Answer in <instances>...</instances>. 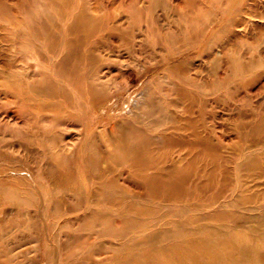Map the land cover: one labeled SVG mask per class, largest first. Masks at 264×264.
I'll list each match as a JSON object with an SVG mask.
<instances>
[{
    "label": "rangeland",
    "instance_id": "1",
    "mask_svg": "<svg viewBox=\"0 0 264 264\" xmlns=\"http://www.w3.org/2000/svg\"><path fill=\"white\" fill-rule=\"evenodd\" d=\"M118 1L0 0V264H210L227 247L236 260L214 264H264V132L246 135L245 123L264 103V64L252 65L264 54V0H244L254 15L214 50L201 34L229 22V0H196L197 11L183 0ZM227 50L235 65L216 75L213 57ZM180 89L219 161L189 132L177 149L166 135ZM149 137L162 174L179 154L201 159L188 188L168 186V174L152 183L135 162Z\"/></svg>",
    "mask_w": 264,
    "mask_h": 264
},
{
    "label": "bare ground",
    "instance_id": "2",
    "mask_svg": "<svg viewBox=\"0 0 264 264\" xmlns=\"http://www.w3.org/2000/svg\"><path fill=\"white\" fill-rule=\"evenodd\" d=\"M129 0H119L118 1V3L120 4L119 6H125L126 4H127V2H128ZM134 1V0H133ZM135 1H137V0H135ZM198 1H200V0H198ZM206 1L207 0H202V2L201 3H206ZM230 2H229V5H230V8L229 9H227V12H225V15L229 18V22H227V23H224V21L222 20V19H218V20H215V21H213L210 25H209V28H207L206 27V29L202 32V34H201V38H202V40L205 38V39H207V43L206 44H208L209 43V46H211L210 47V49L212 50L213 48V45H215L217 42H218V39H220L221 38V36L222 37H227L228 36V34L229 33H231V32H233L232 31V29L230 28V27H233V26H236V25H238V26H242V25H247V21H244V19H245V17H246V14H250V15H254L253 14V12H254V8L253 7H250V5L248 4L247 5V3L244 1V0H229ZM183 2H184V5H181L182 7H189V9L190 10H192V11H197L195 8H196V6L197 7H199V9H200V6H201V3L200 4H198V5H196L195 3H196V0H183ZM116 3V2H115ZM198 3V2H197ZM150 8L151 7H159V6H163V7H165L166 6V4H165V2H164V0H150ZM192 5H196L195 7H193ZM237 15H240V17L241 18H238L239 20H237L236 21V19L234 20V17H236ZM243 15H245L244 17H242ZM212 20V19H211ZM236 21V22H235ZM223 22V23H222ZM217 25H219V27H221V29H218V28H216V29H214L215 28V26H217ZM71 26H73V25H69L68 26V28H71L72 29V27ZM70 29V30H71ZM69 30V31H70ZM260 40H262V42H264V34L262 35V39H260ZM67 41V40H66ZM14 45V44H13ZM251 48H252V46H250V47H248V50H251ZM73 49L71 48L70 49V47H69V49H68V51H67V54H66V56H64V61L63 62H66V63H63V70L64 71H67V68L69 67V64H71L72 62H71V60L74 58V54L72 53L73 51H72ZM200 50L201 51H203V49H202V47L200 48ZM214 50V49H213ZM256 51H258V53H256V55H257V59L258 60H255L254 59V61H252V65L253 66H255V65H260V64H264V54H263V51L262 50H256ZM226 53H225V55H226V59L224 60V59H217L216 57H213L214 58V64H213V67H212V69H213V72L216 74V75H218L219 73V71L223 68V66H224V63H226L228 66H227V68H225V71H228L229 72V69L230 68H232L234 65H235V62H234V59H232L233 58V56H231L230 54H229V51L227 50V51H225ZM212 53V52H211ZM71 54V55H70ZM68 55H70V56H68ZM223 60H224V62H223ZM260 60V61H259ZM256 61H258V63H256ZM248 62V61H247ZM69 63V64H68ZM246 63V62H245ZM256 63V64H255ZM242 65H244V64H242ZM8 67V66H7ZM245 67V66H244ZM238 68H239V66H238ZM4 69H5V67H4ZM240 71V70H239ZM242 71V70H241ZM248 72H250V71H248ZM230 74V73H229ZM13 74L12 73H7V75H6V80H7V82L10 84V87L12 86V85H15V84H17L18 83V80H16V78H14L15 76H12ZM221 75V74H220ZM225 76L226 77H223V75H221V79H219L218 78V76L216 77L215 76V80H214V84L215 83H218V82H222V81H225V79H227L228 78V73L227 72H225ZM261 76L263 77L264 76V74L262 73L261 74ZM260 76V77H261ZM258 78H252L251 80H249L250 81V85H252V84H254V82L257 80ZM240 83V82H239ZM6 84V83H5ZM241 84V83H240ZM239 84V85H240ZM8 87V86H7ZM12 88V87H11ZM211 90H216V86L215 85H210V87H209ZM15 89H16V87H15ZM15 89L13 90V91H15ZM248 89V88H247ZM192 93H194L193 91H192ZM259 95H262L263 93H264V86L261 88V89H259L258 90V92H257ZM246 94H248V93H246ZM178 96H179V99H180V101L179 102H177V103H175L174 104V107H178V108H180V113H177V111H169L168 112V116H167V119H168V123L170 124V127H169V129L168 130H170V133H168V134H166V135H168V137H169V140L171 141V139H173V141L175 140V143H176V146H174V147H176V149L177 148H182V147H186V146H184V145H186V144H184L185 142H184V140H185V138L187 137V139H188V136L186 135V132H189L190 133V135H192L195 139H196V143L197 142H199V146H201V147H203V148H205V149H208V150H210L213 154H214V157L212 158L211 157V155H212V153H211V155L209 156L210 158H212V159H214V161H215V159H217V161H219V159H218V157L221 159V155H219L218 153L219 152H217L216 151V146H215V148H213L214 146H212L211 145V143H210V140H211V138H212V136H211V134L213 133V132H211L212 130L211 129H209V128H207L208 127V125H207V127H204V125L202 126V130L200 129L201 128V125H200V120L198 119V117L196 118L195 117V115H196V111H198V110H196L195 109V106H197L196 104V102H195V98H194V96L192 95H190V93L188 92V91H184V90H179V92H178ZM196 96H198V95H196ZM254 96H256V95H254ZM253 96V97H254ZM249 98H252V96L251 95H249L248 96ZM189 98V99H188ZM187 100H190V102L189 103H187ZM207 100H208V98H207ZM12 102V101H11ZM10 102V103H11ZM169 104V103H168ZM170 105V104H169ZM171 106V105H170ZM251 106V105H250ZM201 107V106H200ZM252 108V107H251ZM241 109V108H240ZM260 110H258V111H256L255 112V110L253 111V113L251 114V115H249V116H247L246 115V135H249V136H252V135H257V134H260V133H262V132H264V103L261 105V108H259ZM37 110V109H36ZM57 111V110H56ZM207 111V110H206ZM206 111H205V113H206ZM33 112V111H32ZM36 112V111H35ZM34 112V113H35ZM46 112V111H45ZM37 113V112H36ZM44 113V112H43ZM53 114V113H52ZM54 114H56L55 113V111H54ZM58 114V113H57ZM56 114V115H57ZM198 114H199V112H198ZM197 114V115H198ZM201 114V113H200ZM239 114V113H238ZM33 115H36V114H33ZM43 115V114H42ZM41 116V115H40ZM55 116V115H54ZM53 116V117H54ZM207 116V115H206ZM32 117H34V116H32ZM58 117V116H57ZM56 117V118H57ZM205 117V116H204ZM203 117V118H204ZM202 118V117H201ZM200 118V119H201ZM54 119V118H53ZM58 119V118H57ZM205 119V118H204ZM203 121V120H202ZM241 121V120H240ZM242 122V121H241ZM244 122V121H243ZM203 123H204V121H203ZM226 123V122H225ZM237 123V122H236ZM235 123V124H236ZM240 123V122H239ZM238 123V124H239ZM205 124V126H206V122L204 123ZM213 124V123H212ZM227 124V123H226ZM232 124V123H231ZM211 125V124H210ZM237 125V124H236ZM242 125V124H241ZM243 126V125H242ZM211 128V127H210ZM230 128V127H229ZM233 128H234V126H233ZM244 128V127H243ZM215 129V128H214ZM236 129V128H235ZM201 130V131H200ZM216 130V129H215ZM237 130V129H236ZM218 131V130H217ZM232 131H234V130H232V128H231V131L230 132H232ZM238 131V130H237ZM242 131H244V130H242V128H241V126L239 127V131L238 132H242ZM221 132V131H220ZM235 132V131H234ZM164 133V132H163ZM221 133H223V131L221 132ZM231 134V133H230ZM233 134V133H232ZM235 134V133H234ZM236 134H237V132H236ZM165 134L163 135L164 137L166 136ZM157 136V135H156ZM161 136V135H160ZM237 136H239V135H237ZM174 137V138H173ZM176 137H178V139L179 140H177V138ZM217 137V136H216ZM239 138V137H238ZM245 138V137H244ZM165 139H166V137H165ZM184 139V140H183ZM246 139H248V138H246ZM245 139V140H246ZM230 140V139H229ZM217 141H219L218 140V137H217ZM233 141V140H232ZM240 141H241V139H240ZM251 141V140H250ZM261 140L259 139V142H260ZM263 145H264V138H263ZM194 142V141H193ZM211 142H212V140H211ZM216 142V141H215ZM230 143V142H229ZM231 143H233V142H231ZM192 144V143H191ZM218 144V143H217ZM244 144H245V142H244ZM225 145V144H224ZM239 145V144H238ZM257 145V144H256ZM221 146V145H220ZM233 146V145H232ZM233 147H236V146H233ZM219 148V147H218ZM156 149V145H154L153 143H152V138L151 137H149V141L148 142H145L143 145H142V147H141V151L140 152H138L136 149H133L134 150V153H135V155H136V157H135V162L136 163H139V162H143L144 163V169H146V170H149V176L148 177H150V180L152 181V183L153 182H155V180H158V179H160L161 177H162V175L164 176L165 174L167 175H171V177H170V180L168 179L167 181H168V186H173V187H176V188H179L180 190L185 186L186 188H188L186 185H185V183H186V181H188V180H190L191 179V175H190V171L192 172V167H197L198 166V164H199V161L201 160L200 158H197V156L195 155V158H188L186 155H184V154H179L178 155V159H175V161L173 162V169H171L170 170V168H168V166H167V168H168V171L165 173H161L160 172V170L159 169H157V165H158V162H157V160H155V159H153V151ZM221 149V148H220ZM234 149H236V148H234ZM238 149V148H237ZM199 150V149H198ZM201 150V149H200ZM246 150V149H245ZM238 151H239V149H238ZM262 151V150H261ZM188 152V151H187ZM220 152H221V150H220ZM223 152H224V150H223ZM227 152V151H226ZM229 152V151H228ZM227 152V153H228ZM262 152H264V151H262ZM183 153H185V152H183ZM208 153V152H207ZM205 154V155H208V154ZM225 153V152H224ZM175 154H177V153H175ZM261 154V153H260ZM264 154V153H263ZM225 155H227V154H225ZM158 156V155H157ZM170 156V155H169ZM168 156V157H169ZM192 156L194 157V155L192 154ZM164 157V156H163ZM205 157V156H204ZM171 158V157H170ZM206 158V157H205ZM209 158V159H210ZM235 159V158H234ZM232 160V159H231ZM237 160V159H236ZM243 160V159H242ZM246 160V159H245ZM211 162V160H210V162L211 163H214V166H213V171L216 169V171H217V169L219 168V164L218 163H215V162ZM205 162V161H204ZM209 162V163H210ZM233 162V161H232ZM236 162V161H235ZM206 163V162H205ZM207 163H208V161H207ZM244 163V162H243ZM170 164V163H169ZM230 164V163H229ZM234 164V163H233ZM232 164V165H233ZM261 164H262V161H258L257 160V164H256V168L255 169H258V167H260L261 166ZM182 165V166H181ZM184 165H186V167H184V169H182L183 168V166ZM188 165V166H187ZM206 165V164H205ZM228 165V164H227ZM245 165V164H244ZM171 166V165H170ZM222 167V165L220 166V168ZM225 167V166H224ZM165 168V167H164ZM219 168V169H220ZM262 170L264 169V168H262V166L260 167ZM195 169V168H194ZM228 169H230V168H228ZM241 169V168H240ZM240 169H239V171H240ZM242 169H243V167H242ZM241 169V170H242ZM222 170V169H221ZM235 170V169H234ZM164 171H166L165 169H164ZM195 171V170H194ZM207 171H209V170H207ZM220 171V170H219ZM227 171V170H226ZM187 172H189L188 173V175H187ZM210 172V171H209ZM224 172V171H223ZM222 172V173H223ZM228 172V171H227ZM243 172V171H242ZM208 173V172H207ZM212 173H214V172H212ZM241 173V172H240ZM224 174V173H223ZM208 175V174H207ZM214 175V174H213ZM220 175V174H219ZM240 175V174H239ZM204 176V175H203ZM209 176V175H208ZM210 176H212V174H210ZM209 176V177H210ZM213 177V176H212ZM233 177V176H232ZM239 177V176H238ZM216 178V177H215ZM224 178V177H223ZM223 178H221V179H223ZM228 178V180L229 179H231V178H229V177H227ZM240 178V177H239ZM242 178V177H241ZM206 179V178H205ZM225 179V178H224ZM207 180V179H206ZM226 180V179H225ZM224 180V181H225ZM240 180V179H239ZM223 181V182H224ZM241 181H242V179H241ZM240 181V182H241ZM244 181V180H243ZM200 182V181H199ZM231 182V181H230ZM230 182L228 183V185L230 184ZM174 183V184H173ZM188 183V182H187ZM207 183V182H206ZM244 183V182H243ZM242 183V184H243ZM216 184V183H215ZM245 184V183H244ZM206 185V184H205ZM208 185V184H207ZM224 185V184H223ZM227 185V184H226ZM241 185V184H240ZM209 186V185H208ZM172 187V188H173ZM204 187H206V186H204ZM215 187V186H214ZM196 188V187H195ZM202 190H204V188L202 189ZM242 190V189H241ZM244 192V191H243ZM195 194H197V192L195 193ZM215 234H219V232L218 233H215ZM232 233H229V236L231 235ZM234 234V233H233ZM222 235V234H221ZM214 236V235H213ZM227 236V235H226ZM234 236V235H233ZM233 236H232V238H233ZM218 237V236H217ZM231 237V236H230ZM237 237V236H236ZM212 238V237H211ZM205 239H208V238H205ZM213 239V238H212ZM218 239V238H217ZM229 239V238H228ZM231 239V238H230ZM229 239V240H230ZM197 240V239H196ZM255 240V239H254ZM215 241H216V239H215ZM228 241V240H227ZM253 241V240H252ZM201 242H202V239H201ZM209 242V241H208ZM211 242V241H210ZM209 242V243H210ZM199 243H200V240H199ZM199 243H197L196 242V244H198L199 245ZM206 243V242H205ZM220 243V242H219ZM223 243V242H222ZM201 244V243H200ZM231 244H232V242H231ZM201 245H204V244H201ZM228 245V244H227ZM206 247V246H205ZM219 247H221L220 245H219ZM223 249V248H222ZM225 249V248H224ZM206 250V249H205ZM227 250V251H226ZM225 250V253H223V254H221V253H218L217 252V254L216 253H214V254H212V256L210 255V256H208V260H211L212 262L210 263V264H214V263H216V262H219V261H221V258H223V257H226V258H233V256H236L235 254H234V250H232V247H227V249ZM222 251V250H221ZM220 251V252H221ZM164 254V253H163ZM162 255V254H161ZM187 256V258H189V259H191L194 263L197 261L196 260V256L195 255H192V254H188V255H186ZM230 256V257H229ZM225 258V259H226ZM234 260H236L235 258H233ZM168 260V259H167ZM171 260V259H170ZM223 260H224V258H223ZM239 260V259H238ZM237 260V261H238ZM230 261V260H229ZM240 261V260H239ZM226 263V262H225ZM224 263V264H225ZM235 263V262H234ZM222 264H223V262H222Z\"/></svg>",
    "mask_w": 264,
    "mask_h": 264
}]
</instances>
